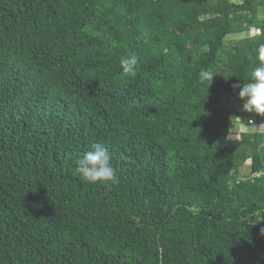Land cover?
Wrapping results in <instances>:
<instances>
[{"label": "trees", "instance_id": "1", "mask_svg": "<svg viewBox=\"0 0 264 264\" xmlns=\"http://www.w3.org/2000/svg\"><path fill=\"white\" fill-rule=\"evenodd\" d=\"M259 66L264 0H0V264H264V134L225 106Z\"/></svg>", "mask_w": 264, "mask_h": 264}, {"label": "clouds", "instance_id": "2", "mask_svg": "<svg viewBox=\"0 0 264 264\" xmlns=\"http://www.w3.org/2000/svg\"><path fill=\"white\" fill-rule=\"evenodd\" d=\"M258 34H260V31H258ZM119 63L123 75H135L138 63L135 55L121 57ZM199 76L202 82L208 80L213 82L215 77L207 70L201 71ZM253 80L254 82L243 85L239 96L244 101V107L242 108L250 113L255 112L256 121L252 117L245 119L244 116L240 115L241 113L235 120L238 125L240 121L243 122L240 127L248 131L264 128V124L261 125L257 120L258 115L264 117V66L254 69ZM257 132L261 133V131ZM75 163L78 174L86 183L91 185L118 183L117 173L112 167L110 153L99 143L93 144L90 150L83 153Z\"/></svg>", "mask_w": 264, "mask_h": 264}, {"label": "rangeland", "instance_id": "3", "mask_svg": "<svg viewBox=\"0 0 264 264\" xmlns=\"http://www.w3.org/2000/svg\"><path fill=\"white\" fill-rule=\"evenodd\" d=\"M237 87V86H236ZM226 105V107H228L229 109H239V111H240V113H241V115L242 116H244V118L245 119H248L249 117H252V118H254L255 119V121H256V118H255V112H247V111H245L244 110V108H242V107H244L243 105L244 104H242V105H239V103L237 102V98L235 97V96H230L229 98H227L226 99V103H225ZM242 119V118H241ZM243 122H241L240 121V124L236 127V128H238V127H240V125L242 124ZM253 133L254 132H256V131H261V133L262 134H264V128L262 129H256V130H251ZM258 133V132H257ZM256 133V134H257ZM261 143V142H260ZM250 147L248 146V148L247 149H249ZM239 167V169H240V171H241V173L243 174V173H246V174H248L249 172H250V166L246 163V164H241L240 166H238Z\"/></svg>", "mask_w": 264, "mask_h": 264}]
</instances>
